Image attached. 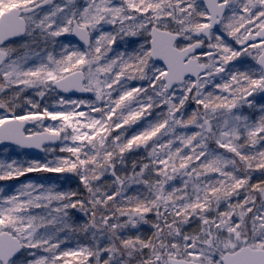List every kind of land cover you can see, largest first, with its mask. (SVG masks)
<instances>
[{"label":"snow or ice","instance_id":"6c2138e0","mask_svg":"<svg viewBox=\"0 0 264 264\" xmlns=\"http://www.w3.org/2000/svg\"><path fill=\"white\" fill-rule=\"evenodd\" d=\"M44 4H52V0H0V45L21 35L35 43L33 34L39 30L44 43L54 45L56 38L70 34L86 48L61 44L59 58L45 50L46 56L37 66L25 67L27 54L13 58V48L0 46V76L4 81L0 91L23 85L41 89L37 95L42 98L49 89H77L94 92L96 101L106 98V103L101 107L62 100L77 107L87 103L89 113L44 109L42 115L0 117V141L40 148L45 141L71 140L73 145L60 151L74 157H57L43 164L32 161L26 167L16 161L0 162V181L34 171L68 172L78 175L88 193L83 199H73L78 196L75 191L54 192L51 187L28 182L15 195H0V264H17L13 257L22 249L49 253L37 257L30 251L34 259L24 264H67L62 258L69 256H79L80 264H89V258L91 264H264V181L249 184L253 171L264 170V148L257 149L264 142V106L258 120L234 111L253 108L254 102L248 97L264 92V0H207L202 10H198L196 0H85L82 8L54 4L39 18L35 9ZM169 19L177 25L175 29L168 28ZM105 25L115 26L114 31H105ZM217 25L220 28L214 32ZM145 33L150 47L141 44L138 51L108 55L118 38ZM180 37L189 43L177 45ZM197 49L204 51L197 54ZM241 56H252L261 67L258 71H228L227 66ZM154 57H162L167 69L155 66L154 61L150 68ZM189 73L194 80L185 79ZM222 73L225 75L220 76ZM217 76L223 82L216 83ZM137 79L148 80V87H128L129 80ZM208 85L227 95L205 92ZM113 92L119 93L118 98H113ZM190 101L196 108L185 118V105ZM27 103L39 107L32 100ZM164 106L166 112L155 122L124 138L126 125ZM5 107L9 105L0 101V108ZM45 117L62 123L24 136L27 121ZM190 125L199 130L177 132ZM117 129L124 131L112 136ZM165 136L170 137L166 142L162 139ZM210 143L233 156L218 153ZM140 147L150 148L147 162H140L137 170L133 161L130 173L118 174L117 165L127 167L125 154ZM146 173L155 178L149 179ZM106 175L112 177L111 182L97 183ZM177 176L182 187L166 188ZM133 185L145 186L147 193L127 195ZM241 189L245 192L242 200ZM254 193L261 198L259 208ZM53 201L59 202L58 206L46 216L29 213L30 208H48ZM73 209L89 218L78 230L90 234L92 244L58 255L57 249L67 239H60L58 233L77 231L70 223ZM149 213L156 217L150 237L123 234L125 229L149 223ZM121 217L127 219L121 222ZM192 222L197 223L198 231L186 232L185 226Z\"/></svg>","mask_w":264,"mask_h":264},{"label":"rangeland","instance_id":"374dc122","mask_svg":"<svg viewBox=\"0 0 264 264\" xmlns=\"http://www.w3.org/2000/svg\"><path fill=\"white\" fill-rule=\"evenodd\" d=\"M54 4H58L60 5L61 7H64L66 4H68V0H52V4H44L42 5L41 8H37L35 9V12L38 14L39 18H42L43 14L46 13L47 11H49L52 6ZM83 6H85V0H73V3L72 4H68V7H75V8H82ZM65 11H67V8L65 9ZM29 15H31V13H29ZM112 27H115V26H111V25H105L104 26V30L105 31H112ZM177 27V25L170 21L169 19V23H168V28L169 29H175ZM35 37H37V41L34 43L32 41V38L31 37H28L26 36L25 39L22 41V42H18V43H14L12 46H9L11 48H13L15 51L13 52V58H17L21 55H24V54H27L28 55V61H27V64L25 65V67H34V66H37L40 62V59L43 58L44 56H46V51L47 52H52L53 54H55L56 52L52 51V50H57L59 51V54H61V47L60 45L61 44H64V39H66V35H63L61 37H58L56 38V43L53 45L51 42L49 43H44L42 39L39 38V30H37L34 34H33ZM226 35V34H225ZM134 40H136V42H132L134 43V46L132 47V49H130V52H127V53H131L133 51H138L139 50V46L141 44H144L145 47H149V43H148V35L147 33L143 34V35H138L136 37H133ZM230 40H233L231 37H227V41L230 43ZM125 41V43H123ZM126 41L127 40H117L115 44H120L121 46H118V47H114V45H112V48H113V52H110L108 53L109 56H114L115 53L117 51H124L127 47H128V44H126ZM130 41V39H129ZM186 41V40H185ZM72 43L70 42H67L66 44H68L71 48H80L81 50H84V46L82 45H79L73 41H71ZM25 45H27L28 47H25ZM123 47L124 50H120L118 48H121ZM249 51H253V55H255V51L254 50H249ZM36 53H39V56L36 55ZM60 55H58V58H59ZM206 59V58H205ZM252 60H255L253 59L252 56H241L239 58H237L236 60H233L228 66H227V70L228 71H232V72H235L236 70H240V71H245V70H253V71H258V69L254 66V64L250 63ZM237 63V64H235ZM153 62H149V65H150V68L152 66ZM155 66L157 67H160V68H163L162 65L160 64H156L155 63ZM164 69V68H163ZM147 71V70H146ZM151 74V73H150ZM225 74H220V76H224ZM220 76H217L216 77V80L215 82L216 83H221L223 81H221L220 79ZM0 79L3 80V77L0 76ZM225 79H227V77L225 76ZM148 84H149V81L148 80H129L128 81V87H145L147 88L148 87ZM17 88L16 89V92L17 91H20L21 88H24L23 85H13L11 86V88ZM114 87H118V85L114 86ZM7 88H5L3 91H0V95H2L3 93L6 94L7 92ZM40 89H37V88H24V90L22 92H20V95L19 97L21 98V94H26L24 100H23V106L24 108H28V109H34L36 110V108H33L31 104H28L27 101L28 100H32V101H36V97H37V92L39 91ZM205 92H208V91H213L214 93L216 94H223V95H227V93H221L219 89H214L212 85H208L205 89H204ZM149 94H151V89H149ZM261 93L258 91V92H254L252 96H249L248 99L253 101L254 102V107L253 108H248L247 106L241 108V109H236L234 111H239V112H242L244 115H247L250 117V119H253V120H258L260 115L262 114L260 112V107L261 106H264V102L260 101L259 100V95ZM49 95L51 96L48 101L45 100L44 96L41 98V102L44 104L45 102H47V106L45 107V109H47L49 112H64V111H72V110H75V111H83L85 112L86 114L89 113V107H88V104L85 103V104H80L78 107L76 105H73V104H70V103H61V101H85V102H92L94 104V106H105V103H106V98L105 100H103V102L101 104L98 103V101L93 100V99H83V98H80V99H71L69 98L68 100L67 99H64L62 97H60V95H56L54 93V91L50 90L49 92ZM118 95L119 93L118 92H113V98H118ZM7 105H10L8 102L6 103ZM189 103H187L185 105V109H184V112H185V118H187L191 113H187L188 109H187V105ZM22 106V107H23ZM7 109L9 110V108L7 107ZM7 109L6 108H0V117H10L9 114H7ZM152 112V115L155 113L156 114V119L159 118L160 114L162 113H165L166 112V106L164 107H156L154 109L151 110ZM16 112H13V114H15ZM43 114V111L41 112V115ZM16 115V114H15ZM91 115L93 116H99V113H95V112H92ZM152 115H149L151 118H152ZM146 118H148V116H145V117H142L141 120H139L137 123L131 125V126H125V128L128 130L129 128H135V127H138L139 124L142 122V121H145ZM44 119H48V120H42L40 124H42V127L45 129L47 127H58L61 125L62 123V120H51L50 118H47L45 117ZM116 117L114 116L113 117V120H115ZM155 122V121H154ZM147 123V122H146ZM179 130L180 128L177 129V132L179 133ZM124 129H117V130H114L113 133H112V136H115L117 135L119 132H123ZM66 132H71V129H66ZM128 132V131H127ZM183 132L185 133H188V134H191L192 132L188 131V130H184ZM63 135H65V133H62ZM112 137H109V140H111ZM170 137H167V140L169 139ZM166 140V141H167ZM164 141V142H166ZM242 142V141H241ZM176 143H179L178 141ZM173 145V147H175V144ZM73 145V141L71 140H62L60 146L56 149L58 153H56L55 151H53V153L51 152L50 153V156L51 158L55 157L56 155H58V157H63V158H71L70 156L68 155H65V153H68V152H63V151H60L61 148L63 147H66V146H72ZM260 148H264V142H261L260 144L257 145V149H260ZM222 149V148H221ZM188 151V148H184V151ZM217 152L218 153H221V154H224V155H227L228 157H232L233 154L232 153H228L226 151V149H224L225 151L223 152H220L219 151V148H217ZM84 151H88L87 148L84 149ZM149 151H150V148H149ZM245 152H251L252 149H244ZM12 153H17L16 151H13L12 150ZM64 153V154H63ZM186 153V152H185ZM128 154V153H127ZM83 156V153L81 154ZM161 155H163V152H161ZM129 158L132 159V161H130V164H129V167H130V170H131V166H132V162L133 161H136L137 162V170L139 169V163L140 162H147V155H146V152H144L142 149H134L133 151H131V154L128 155ZM57 158V156H56ZM55 158V159H56ZM28 158H25L23 157L22 161H29L27 160ZM54 159V160H55ZM72 159H74V157H72ZM238 160V158H236ZM12 161L14 160H11L10 159V154L7 150L4 151L3 153H0V162H4V163H11ZM43 161H40V163H42ZM257 171H260V173H257L256 170L254 171V173L251 175H255L257 176V174L260 176H262V181H264V170H257ZM35 173V171H34ZM38 175H37V178L34 182L33 181H30V182H33L35 184H43L46 188L47 187H51L53 188L54 192H65L63 189L60 190V188H58V184L56 182L52 183L48 181V179H46V175L48 176L51 175L50 172H44V171H39V172H36ZM257 173V174H255ZM30 174L29 173H26L25 175H23V179H25L26 176H28ZM240 174V173H239ZM240 175H243L242 173ZM146 176L149 178V179H154L155 177L151 174V173H146ZM22 177V176H20ZM19 178V177H18ZM18 178H15V179H18ZM27 180V179H26ZM112 180V177L110 175H106L104 178H102V181L100 182H97V183H103L104 181H108V182H111ZM28 183V180L27 181H23V185L27 184ZM22 185V186H23ZM21 186V187H22ZM135 186V185H134ZM0 189H3V195H6L7 194L5 193V190H8V188H4L3 186L0 185ZM109 191H111V189H109ZM12 193V192H10ZM14 193H12L13 195ZM127 194V193H126ZM15 195V194H14ZM35 195V194H34ZM81 197H79V199H83L85 198L83 196V194L81 195ZM73 199H77V198H73ZM260 206V203L258 204L257 208H259ZM256 209H254L255 211ZM81 216L84 217L85 215L80 212ZM121 222H123L124 220L127 219V217H121ZM170 219V218H169ZM140 230H149V228H147V226L145 224H141L139 225L137 228H128V229H125L123 231V234L126 235V236H131V237H135L137 235L141 236L142 238H147L146 236L147 235H144L142 231ZM106 242V241H105ZM91 244L90 243H81V244H76L72 247H69V248H61L59 247V249L57 250H60V251H57V254L59 255L60 252L62 251H76L78 250L81 246H90ZM30 251H35L37 253V257L38 256H44V255H48L47 253H43L42 250H36V249H24V253H22V257L17 261V264H24V261L25 260H31V259H34V257L30 256L29 255V252ZM145 252V256H147V252L148 250L145 249L144 250ZM39 253H43L42 255H39ZM62 259H66L67 260V264H80V257L77 256V257H72V256H69L67 258H62ZM91 261H92V258H89V264H91Z\"/></svg>","mask_w":264,"mask_h":264},{"label":"trees","instance_id":"16d2710c","mask_svg":"<svg viewBox=\"0 0 264 264\" xmlns=\"http://www.w3.org/2000/svg\"><path fill=\"white\" fill-rule=\"evenodd\" d=\"M114 28L115 27H112V31H114ZM130 41L133 39V37H125L124 40H127V41ZM117 40L120 41V39L118 38ZM67 42H70L72 43L67 37L66 39H64V44H66ZM128 44V47L124 50L123 47L121 48H118V49H122L124 50V52H130V49H132V47L134 46V43H126ZM118 46H121L120 44H114V47H118ZM57 53V52H56ZM56 55V54H54ZM58 55L59 54V51H58V54H57V58H58ZM4 81L0 79V83H3ZM7 89H11L10 87H7ZM12 97H11V94L6 92L3 93L2 95H0V101H3L5 103H11L12 101ZM260 100V99H259ZM261 101V100H260ZM263 102V101H262ZM188 111L187 113H191L193 109L196 108V105L194 103H192L191 101L189 102V104L186 106ZM13 113V111H11ZM156 117V114L154 113L152 115V118L150 116H148V118H146L145 121H142L138 127H135V128H129L125 133V136L124 138L127 139V138H130L132 135L134 134H137L141 131H143L145 128H147L148 126V122H154L156 121L157 119L155 118ZM147 122V123H146ZM184 130H188L189 132L191 131L192 133L195 132V131H198L199 129H197L195 126H189L188 128L186 129H181L179 130V132H183ZM167 137L168 136H165L163 137V141H166L167 140ZM155 139V138H154ZM149 144L151 145L152 144V141H149ZM178 143L175 144V146L177 145ZM210 148L212 149H215L216 151L217 150V146L215 145V143H210L209 145ZM140 149H142L144 152H146V155H147V151H149V149H145L144 147H140ZM9 152L10 154V159L11 160H14L17 162V164L19 165H23V166H27L26 164H24L22 161L23 157H24V154H20V155H16L15 153H12V149H5V150H0V153H3L4 151ZM219 151L220 152H223L225 151L224 149H221L219 148ZM56 153L57 150L55 151ZM184 152H188V151H184ZM64 154V153H63ZM131 152H129L128 154L126 153L125 154V163L127 165L126 169H122L120 165H117V172L118 174L123 172V171H128L129 173L131 172L130 170V167H129V164H130V161H132L131 158L128 157V155H130ZM65 155H68L72 158V155L70 153H65ZM58 157V155H56ZM56 156L53 158H46L45 156L43 157H39V158H32V159H29L30 161L33 160V161H43V163H47L49 161H52L56 158ZM29 163V161H28ZM27 163V164H28ZM257 173H260V171H257ZM51 175L48 174V176L46 175V179H48L49 183L52 182H56L58 184V188H60V190H64L65 192H69V191H75L78 193V196L77 197H73V198H77L79 199V197L82 198V194L84 197H87L88 196V193L86 191V189L84 188L83 184L81 183L79 177L77 174L75 173H68V172H64V173H55V172H50ZM254 173V171L252 172V174ZM255 173V174H257ZM241 174V173H240ZM243 174V173H242ZM37 173L35 172H30V174L28 176L25 177V179H23V176L22 177H19L18 179H12V180H3V181H0V185L3 186L4 188H8V190H5V193L7 194V196H10L12 195V193L14 194H17V189L20 188L22 185H23V181H27L30 182V181H35L37 178ZM210 176H214L215 174H212L210 173L209 174ZM251 180L249 181V184H256V183H260L263 179H262V176L258 175L255 176V175H251ZM27 179V180H26ZM51 184V183H50ZM177 187V188H181L182 187V181H181V178L179 176H177L176 179L172 180L169 182V185H166V188H170V187ZM12 192V193H10ZM241 192V195L239 197V199H243L244 198V190L241 189L240 190ZM3 193V192H2ZM2 193H0V195L2 196H6V195H3ZM146 194L147 193V189L145 186L143 185H133L131 188H129L127 190V195H134V194ZM13 194V195H14ZM36 194V193H34ZM254 195H256V207L258 206L259 203H261V198L259 196V194H256L254 193ZM23 199V198H22ZM234 200L236 199L235 197L233 198ZM58 203L57 201H53L51 205H49L48 208H30L29 209V213L32 214V215H37V216H46L48 211L50 210H53L55 209L57 206H58ZM224 208V205L222 204L221 205V209L223 210ZM70 223L77 228V231L76 232H71V231H64V232H59L58 233V236L60 239H66V242L65 243H61L59 247L65 249V248H69V247H72L74 245H76L77 243L78 244H83V243H90L92 244V240H91V236L90 234H86V233H83V232H80L78 229L81 225L85 224V223H88V217L87 216H84L82 217L80 212L73 209V210H70ZM147 220L149 221V223H146L145 225L147 226V228H149V230H140L143 232L144 235H147L146 237H150L154 231V228L152 227V223L155 222L156 220V217L154 216V214L152 213H149L147 214ZM41 232L44 231V229H41L40 230ZM185 231L186 232H189V233H192V232H195V231H198V228H197V223L196 222H192V223H189L188 225L185 226ZM57 251H60V250H57ZM24 253V252H23ZM44 253V252H43ZM43 253H39V255H42ZM49 255V253H47ZM22 257V256H21ZM21 257H19L18 259H16V261H18Z\"/></svg>","mask_w":264,"mask_h":264},{"label":"flooded vegetation","instance_id":"af4514ba","mask_svg":"<svg viewBox=\"0 0 264 264\" xmlns=\"http://www.w3.org/2000/svg\"><path fill=\"white\" fill-rule=\"evenodd\" d=\"M196 3H197V6H198V10H202L203 8H205L206 6H205V3H204V1L203 0H196ZM219 28H220V26L218 25V27L216 28V29H214L213 31L215 32V31H217V30H219ZM171 30V29H170ZM148 41H149V39H148ZM20 42H22V41H20ZM132 42H136V40H134V39H132L131 41H126V43H132ZM178 43H177V45H179V46H183V45H186L187 43H189V41H185L184 39H183V37H180V40L179 41H177ZM14 43H18V42H13V43H9V44H7V45H5V46H7V47H9V46H12ZM123 43H125V41L123 42ZM230 43L232 44V46L234 47V48H236V49H240V45H236L235 44V42H234V40H230ZM84 49L86 48V47H83ZM53 52L55 51V52H57V53H55L56 54V56H57V54H58V49L57 50H52ZM202 51H204V49H198V51H197V54H199L200 52H202ZM254 64V66L253 67H255V69L257 68V69H259L260 67L258 66V61L255 59V60H252L251 62H249V64ZM235 64H237V63H235ZM187 79H189V78H187ZM192 79V78H191ZM194 80V79H193ZM11 88V87H10ZM16 87L15 88H11V89H8L7 90V92L8 93H10L11 94V97H12V101H11V103H10V105H9V109L11 108V110H8L7 109V107H5L6 109H7V114H9L10 115V117H9V119H11L15 114H13L11 111H17L16 112V115L15 116H22V115H28L29 113H39V114H41V112L42 111H44V109H45V107L47 106V102H45L44 104L41 102V98H40V96H38L37 95V97H36V101H35V103H37L38 105H39V107L38 108H36V110H34V109H28V108H24V106H23V100H24V98H25V96H26V94H21V98L20 97H14V93L16 92ZM41 90V89H40ZM39 90V91H40ZM50 90H52V91H54V93L58 96V95H60V97H62V98H64V99H69V98H71V99H80V98H83V99H93V100H95L96 99V94L93 92V94L91 95V96H64V95H62V94H60L59 92H57L54 88L53 89H49V90H46L45 91V96H44V98H45V100L46 101H48V99L51 97L50 95H49V92H50ZM261 94L259 95L260 97H259V99L261 100V101H263L264 102V96H263V93L264 92H260ZM103 102V100H101V101H98V103L99 104H101ZM23 106V107H22ZM43 121L44 120H48V119H42ZM42 120H30L31 121V124L32 125H30L29 127H27V129L25 130V135H34L35 133H38V132H42L43 130H44V128L42 127V124H40L41 123V121ZM61 136L63 137L64 135L61 133ZM5 149H12L13 151H16L17 153H16V155H20V154H24V157L25 158H28L27 160H29V159H32V158H39V157H46V158H50L51 156H50V153L52 152L53 153V151H55L56 150V147H53V146H50V147H47L46 149H51V151H46L45 150V153L44 154H41V155H39V156H37V155H34V154H32V153H30L29 151L27 152L26 150H23L21 147H19V146H17V147H6V148H1L0 150H5ZM33 160H29V163L30 162H32ZM24 164H26V165H28L29 163H28V161H24L23 162ZM28 163V164H27Z\"/></svg>","mask_w":264,"mask_h":264},{"label":"water","instance_id":"95a60500","mask_svg":"<svg viewBox=\"0 0 264 264\" xmlns=\"http://www.w3.org/2000/svg\"><path fill=\"white\" fill-rule=\"evenodd\" d=\"M204 3H205V6L207 4V0H203ZM218 27L215 26L214 29H216ZM213 29V30H214ZM26 35H21V36H16V37H10L9 39L5 40L4 41V45H0V46H5L9 43H13V41H19V40H22L23 37H25ZM67 37L69 40L71 41H74L76 42L77 44H80L84 47H86L82 41H79L78 37L74 36V35H70V34H67ZM180 38L177 39V41H179ZM176 41V43H178ZM198 51V49L196 50V52ZM155 63L157 64H160L164 67V69H167V63L165 62V60L162 58V57H154L153 60ZM258 66L261 67L258 63ZM187 78H192V79H195L194 76H191V74H186L185 75V79L187 80ZM57 92H59L60 94L64 95V96H91L93 94V92H84V91H79L77 89H72V90H69V91H63L62 89H59V88H54ZM263 96H264V93H263ZM31 124V121H27L25 124H24V127L22 129L23 131V134L24 136L26 137H29V135H25V130L27 129V127H29ZM30 136H33V135H30ZM61 140L62 139H56V140H53V141H45L44 144L40 147V148H37L35 146H26V145H20V144H17L15 143L13 140H4V141H0V148L2 147H6V146H12V147H21L23 150H26L27 152L29 151L30 153L34 154V155H41V154H44L45 153V149L47 147H50V146H53V147H58L60 146V143H61ZM24 249H22L19 253H17V255L15 257H13V259H17L18 257L21 256L22 252H23Z\"/></svg>","mask_w":264,"mask_h":264}]
</instances>
